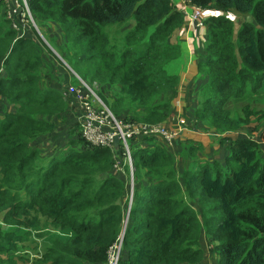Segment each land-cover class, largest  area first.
<instances>
[{
	"label": "trees",
	"instance_id": "obj_1",
	"mask_svg": "<svg viewBox=\"0 0 264 264\" xmlns=\"http://www.w3.org/2000/svg\"><path fill=\"white\" fill-rule=\"evenodd\" d=\"M183 1L215 13L194 117L225 136L228 153L210 163L194 146L178 158L157 141H135L127 224L129 168L114 174L120 148L90 149L76 131L65 155L42 150L68 102L42 84L39 37H21L0 1V264H109L122 237L118 264L215 256L216 264H264V0ZM30 8L39 27L57 22L72 44L82 40L90 83L118 90L113 100L98 94L116 116L166 125L180 85L166 66L181 54L173 38L185 21L174 0H30ZM234 12L254 23L240 28ZM255 124L262 143L228 137Z\"/></svg>",
	"mask_w": 264,
	"mask_h": 264
},
{
	"label": "built area",
	"instance_id": "obj_2",
	"mask_svg": "<svg viewBox=\"0 0 264 264\" xmlns=\"http://www.w3.org/2000/svg\"><path fill=\"white\" fill-rule=\"evenodd\" d=\"M7 4V14L13 22L14 29L18 30L21 37L26 35V30H32V27L40 31L35 22L34 15L30 8V0H0ZM202 9H196V18L199 19L198 26L203 27L204 21L200 20ZM34 31V30H33ZM40 34V35H39ZM4 67L0 69V79L4 77ZM77 85H71L66 92V99L71 102L72 107L77 106L79 116L75 127L70 126L79 132L80 137L86 146L90 149L117 150L114 145L115 138H119L120 149L123 153L121 159H116L114 174L125 173V168H129L130 190L128 201L130 206L134 202V142H144L145 140H154L162 142L167 146H174L179 136L185 132L187 127L186 120H179L173 128H168L163 124H140L129 122L126 119L116 116L105 102L98 96L96 87L85 82L81 77H77ZM146 145H143L145 148ZM130 218L128 211L126 224ZM123 237L112 248L109 264H118L120 260Z\"/></svg>",
	"mask_w": 264,
	"mask_h": 264
},
{
	"label": "crops",
	"instance_id": "obj_3",
	"mask_svg": "<svg viewBox=\"0 0 264 264\" xmlns=\"http://www.w3.org/2000/svg\"><path fill=\"white\" fill-rule=\"evenodd\" d=\"M177 9L183 13L185 17L184 24L180 29H178L174 35L173 42L178 44L181 48V54L172 63L168 68V73L170 75L180 77V85L177 90V97L173 102V111L171 116L166 121V126L173 128L177 125L179 119L183 118L187 120L188 127L182 135V140L180 142H189L190 145H194L192 142L204 143L205 151L207 150V144L209 143V138H205L207 133L213 134L214 132L208 130L206 127H203L200 124H197L194 117V111L198 107L197 93L198 91L207 83V79L200 78L199 65L202 62L206 61V45L209 38V29L206 25L207 21L215 14L214 11H202L200 20L204 21V26H198L199 19L196 18V9L193 5L183 1V0H174ZM26 37L37 38V34L33 30H26ZM48 68H51L52 75L47 77L43 76L42 84L48 88H54L61 92H66L68 88L72 85V78L67 74L66 70H62L61 65H56L52 62H49ZM4 67V66H3ZM55 76L57 80H55ZM70 77V78H68ZM68 78V79H67ZM61 79H64L63 81ZM80 112L77 106L74 108L69 107L67 112L59 116L53 117L51 120L57 125H61L63 120H77ZM65 127H63L64 129ZM208 131V132H207ZM228 137L231 138H242L239 135V132L236 134H229ZM225 136L222 137L220 141L219 148L210 146V149L213 154H209L212 158V161L216 156L223 157L227 156V145L229 142L224 145L222 143ZM258 138H260L258 136ZM44 140V138H43ZM217 140V139H216ZM262 143L261 139H258ZM50 142H53L50 141ZM163 145V143H159ZM140 146L146 145V143H140ZM264 147V144H263ZM148 148V145L145 146ZM153 148V147H152ZM176 148V149H175ZM173 147L172 152L175 151L178 154L181 153L183 147ZM178 148V150H177ZM214 149V150H212ZM125 175V173H122ZM120 175V174H117ZM129 179V177H128ZM127 201V198H126Z\"/></svg>",
	"mask_w": 264,
	"mask_h": 264
},
{
	"label": "rangeland",
	"instance_id": "obj_4",
	"mask_svg": "<svg viewBox=\"0 0 264 264\" xmlns=\"http://www.w3.org/2000/svg\"><path fill=\"white\" fill-rule=\"evenodd\" d=\"M229 18H231L232 20H234L238 26H240V28H242V25L245 22H250V23H254V18L252 15H244V14H239V13H231L228 14ZM38 26V25H37ZM39 31L41 33L40 38L38 39V41L41 43L40 45V49L43 51L44 56H46V65H45V69H44V77L45 75L47 77L52 75V71L51 68H48V64H50L49 62H52L56 65H61L62 66V70H66L67 74L72 78V85H77V77H81L87 81L89 84H93L96 87V91L99 94L100 91H102L105 96H107L109 99H114L115 98V94L118 92V90L115 89H104V87H101L99 83L94 82V83H90L91 81V77L92 74H88L86 71H89L90 69H92V66L88 63V61L86 60V53H84L81 49H84V45L82 40L81 41H75L76 43H71L70 40L67 38L63 27L59 24V23H55V22H48L45 25H43V28L39 27ZM32 30H35L32 27ZM125 30V28L123 29V31ZM36 31V30H35ZM37 32V31H36ZM37 37L38 36V32L36 33ZM170 64H168L166 66V70L168 71ZM5 71V70H4ZM68 77V78H70ZM67 78V79H68ZM55 80H57L56 76H55ZM62 81L64 79H61ZM68 105L70 106V101H68ZM68 106V107H69ZM8 108V107H7ZM13 109L11 107L8 108V111H12ZM7 111V109L5 110ZM179 120H186V119H179ZM187 121V120H186ZM70 123V120H63L61 122V125H57V130H55L51 136L48 137H44V142H46L45 145H43L42 150L44 149V152L47 154L52 156V155H56V156H60L62 154H66L68 151L73 150L74 148L77 147V142L73 141L74 139H77V135L78 133L76 131H71L70 132L67 131L66 127L68 126V124ZM255 125H252L250 127H246L244 129H242L239 132L240 137L242 138H255V139H259L258 136L261 135V133L259 134L258 130L255 129L254 127ZM63 127H65L63 129ZM70 127V126H69ZM188 127V126H187ZM186 127V129H187ZM170 128V127H168ZM254 128V129H253ZM185 129V131H186ZM208 132V131H207ZM182 135L183 133L179 136L178 140L175 142L174 146H167L164 143V146L166 149H168V151L170 153H172L174 156L179 155L177 152L175 153L172 152L173 147L175 148L176 146L179 147H183V149L180 148L181 152L184 153L185 150H187L190 146H194L199 152H197L198 156H202V159L204 161H208L210 163H212V158L210 157L209 154H213L210 149V146L215 148H219L218 143L220 144L221 147V143L220 141L222 140L221 135L213 133V134H208L206 135L205 138H209V144H207V150L205 151L204 143H197L195 141H193L192 143L194 145H190L189 142L184 143L183 141L180 142L182 140ZM74 138V139H73ZM217 139V140H216ZM53 142H50L52 141ZM78 140V139H77ZM162 143V142H160ZM135 145H133V151H134V147ZM176 149V148H175ZM212 149V150H214ZM178 150V148H177ZM216 151V149H215ZM181 155V154H180ZM178 157V156H177ZM180 158V157H178ZM226 157H224L225 159ZM216 160H220L221 157L218 158V156L215 157ZM135 181V179H134ZM128 198V196H127ZM198 201H195L194 203H191L192 206H197ZM200 208V207H199ZM46 239H49V236L46 237ZM209 243V241H208ZM46 246V245H45ZM33 247V246H32ZM30 250H32L31 248H29ZM35 256V255H34ZM34 258V257H32ZM216 260L218 261L217 257H212L210 259V263L211 264H216Z\"/></svg>",
	"mask_w": 264,
	"mask_h": 264
},
{
	"label": "water",
	"instance_id": "obj_5",
	"mask_svg": "<svg viewBox=\"0 0 264 264\" xmlns=\"http://www.w3.org/2000/svg\"><path fill=\"white\" fill-rule=\"evenodd\" d=\"M114 144H115V148H116V149L120 147L119 138H117V137L115 138ZM130 210H131V206H130V204H129V210H128V211H130ZM123 239H124V238H123Z\"/></svg>",
	"mask_w": 264,
	"mask_h": 264
},
{
	"label": "bare ground",
	"instance_id": "obj_6",
	"mask_svg": "<svg viewBox=\"0 0 264 264\" xmlns=\"http://www.w3.org/2000/svg\"><path fill=\"white\" fill-rule=\"evenodd\" d=\"M194 8L197 9L198 7H195V6H194ZM199 9H201V8H199ZM202 10H203V9H202ZM204 11L206 12V10H204ZM66 92H67V91H66ZM66 92H65V93L62 92V93L65 95V97H66ZM98 96H99V95H98ZM68 106H69V105H68ZM69 107H72L71 103H70V106H69ZM69 107H68V108H69ZM72 108H74V107H72ZM119 142H120V141H119ZM114 145H115V144H114ZM119 148H120V147H119ZM134 186H135V184H134Z\"/></svg>",
	"mask_w": 264,
	"mask_h": 264
}]
</instances>
